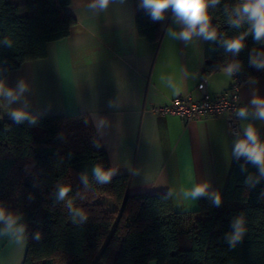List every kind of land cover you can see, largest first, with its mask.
Returning <instances> with one entry per match:
<instances>
[{"label":"trees","instance_id":"1","mask_svg":"<svg viewBox=\"0 0 264 264\" xmlns=\"http://www.w3.org/2000/svg\"><path fill=\"white\" fill-rule=\"evenodd\" d=\"M242 3L208 5L216 37L205 78L232 67L244 86L264 75V40L256 41L250 22L236 12ZM69 4L0 0V82L24 64L44 59L49 43L72 34L77 21L66 12ZM136 31L150 43L161 40L146 9L136 18ZM238 37L242 49L228 51L226 41ZM256 47L262 53L259 70L251 62ZM3 115L0 97V207L24 227V264H264V174L246 156H235L218 207L214 194H206L198 210L176 212L170 195L130 196L127 176L112 174L104 184L97 180L94 168L110 167L89 119L27 116L17 123ZM258 138L264 143V134ZM62 186L70 191L59 199ZM101 199L116 208L108 210ZM241 217L245 231L233 248L228 236Z\"/></svg>","mask_w":264,"mask_h":264},{"label":"crops","instance_id":"2","mask_svg":"<svg viewBox=\"0 0 264 264\" xmlns=\"http://www.w3.org/2000/svg\"><path fill=\"white\" fill-rule=\"evenodd\" d=\"M91 3L70 0L66 12L77 21L72 34L49 43L44 59L24 64L2 81L15 96L0 94L4 115L14 119L11 112L22 109L26 117H85L113 175L129 178L130 196L170 195L176 212L198 210L203 195L191 201L185 193L207 183L206 194L222 195L236 156L233 149L242 137L231 135L223 116L186 123L153 110L179 96L198 100L202 82L208 93L220 95L232 85L234 71L205 78L215 39L195 34L189 41L180 38L185 26L171 8L157 20L161 40L153 44L137 35L136 18L145 11L142 0H111L106 10L90 8ZM170 30L176 35H169ZM251 62L256 70L263 66L259 47L251 50ZM256 98L264 99V75L241 88L247 109L243 137L249 125L257 135L264 134V119L257 117L258 106L252 103ZM101 202L108 210L116 208L108 199ZM4 227L0 224V264H24L25 230L6 233Z\"/></svg>","mask_w":264,"mask_h":264},{"label":"clouds","instance_id":"3","mask_svg":"<svg viewBox=\"0 0 264 264\" xmlns=\"http://www.w3.org/2000/svg\"><path fill=\"white\" fill-rule=\"evenodd\" d=\"M110 2L111 0H92L89 7L106 10ZM209 3L216 4L219 3V0H142L141 7L150 12L153 21L162 20L166 10L171 8L176 20L182 21L185 26L184 30L179 33L180 38L185 41L191 40L194 34L202 35L206 40H213L216 37V31L215 29H210L209 16L207 14ZM236 12L246 17L250 22L251 31L254 34L255 40H264V0H243L242 5L236 8ZM232 23L239 26L240 21L234 20ZM169 35L175 36L176 34L170 30ZM226 46L228 51L239 52L244 46L243 37L226 41ZM228 71L231 73L232 67H229ZM25 87L23 82H21L20 91L23 92ZM0 94L15 99L13 90L5 89L3 82H0ZM252 103L258 106L257 117L264 119V99L256 98ZM26 115L22 109L11 112V116L17 123L25 119ZM239 115L246 117L247 109H240ZM233 151L237 157L246 156L252 163L259 165L261 174H264V143L259 140L256 130L251 125L245 129V137L236 142ZM94 173L101 184L108 183L113 174L111 169L104 170L100 165L94 168ZM208 187L209 185L207 183L197 184L188 190L185 195L186 197H190L189 200L194 201L196 198L205 195ZM69 191V187L62 186L59 189L58 198L64 199ZM212 199L218 207L221 203L220 194H214ZM76 215L81 219L86 218L80 212H77ZM0 221L5 222L3 232L22 234L24 231L22 226H16V218L2 207H0ZM233 227L235 231L228 236V240L230 247L234 248L236 243L243 238L245 231L243 218L237 219ZM20 238V236H17L18 240ZM39 238L40 235L37 233L36 239L39 240Z\"/></svg>","mask_w":264,"mask_h":264},{"label":"built area","instance_id":"4","mask_svg":"<svg viewBox=\"0 0 264 264\" xmlns=\"http://www.w3.org/2000/svg\"><path fill=\"white\" fill-rule=\"evenodd\" d=\"M241 88L237 74L234 73L232 85L220 95L213 96L208 93L205 83L202 82L197 87L200 93L198 100H194L191 96H179L168 105L156 107L153 111L164 116L180 117L186 123L223 116L231 135L240 136L243 139L245 136L243 137L241 123L244 117L239 115V110L245 106L241 100Z\"/></svg>","mask_w":264,"mask_h":264},{"label":"rangeland","instance_id":"5","mask_svg":"<svg viewBox=\"0 0 264 264\" xmlns=\"http://www.w3.org/2000/svg\"><path fill=\"white\" fill-rule=\"evenodd\" d=\"M14 2H15V3H23L24 0H14ZM3 118H8V117H6L5 115H3ZM8 119H9V118H8Z\"/></svg>","mask_w":264,"mask_h":264}]
</instances>
